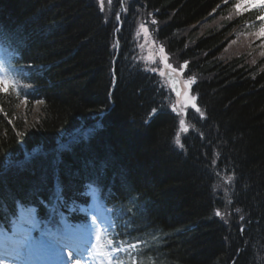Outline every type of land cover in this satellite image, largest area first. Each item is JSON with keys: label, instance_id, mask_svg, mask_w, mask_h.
<instances>
[{"label": "trees", "instance_id": "obj_1", "mask_svg": "<svg viewBox=\"0 0 264 264\" xmlns=\"http://www.w3.org/2000/svg\"><path fill=\"white\" fill-rule=\"evenodd\" d=\"M106 2L0 0V224L17 203L39 221L61 210L84 224L68 208L88 204L78 192L94 183L109 219L97 264H264V7L124 0L116 29L120 0ZM135 5L166 62L195 79L199 111L188 109L179 148L174 96L150 71L160 62L142 59ZM109 100L89 136L57 152Z\"/></svg>", "mask_w": 264, "mask_h": 264}, {"label": "snow or ice", "instance_id": "obj_2", "mask_svg": "<svg viewBox=\"0 0 264 264\" xmlns=\"http://www.w3.org/2000/svg\"><path fill=\"white\" fill-rule=\"evenodd\" d=\"M257 5L264 7V0H236L234 7L237 12H242L245 8H249V7L254 8ZM119 19H120V15L117 14V20L119 21ZM257 19L259 21H264V15L258 16ZM152 23L156 24L157 21L153 20ZM141 27L143 28L145 36H147L149 30L147 28H144L143 25ZM255 34L261 40H264V24L260 26V28ZM164 52H165V48L161 46L160 48L161 58L163 60H167V57L164 56ZM262 55H264V53H262ZM167 66L169 68L173 67L171 64H168ZM180 67L183 68L184 65L182 64ZM153 71H155V69H153ZM194 83H195V79L192 77H189L186 86H191ZM0 84L10 86V82L6 81L3 77H0ZM7 91H8L7 87L0 88V92H7ZM176 95L177 97H179L181 93L177 92ZM197 99L198 97L196 96L191 97L192 102L190 104V107L199 111L195 103ZM182 107H188V105H182ZM172 111L175 114V108H173ZM154 114H155V110L153 111V115ZM183 124H184V121L180 120V125L183 126ZM184 131H187V129H184ZM177 144H179V140H177ZM231 180H232V177L229 176L228 179L225 180V183H228ZM216 215L219 216L220 213L217 212ZM39 227H40L39 223L34 216V209L22 214L19 222L13 224L11 235L5 234L3 238L0 239V248L5 249L4 254L6 256H11V255L19 256L21 250H28L29 252H31L32 250L39 249L42 246L43 241L42 239H38L34 235V233L39 230ZM43 235L44 234L41 233V236ZM9 245L12 248L11 251L7 250ZM77 264H79L78 261H77Z\"/></svg>", "mask_w": 264, "mask_h": 264}, {"label": "rangeland", "instance_id": "obj_3", "mask_svg": "<svg viewBox=\"0 0 264 264\" xmlns=\"http://www.w3.org/2000/svg\"><path fill=\"white\" fill-rule=\"evenodd\" d=\"M99 3H102L103 1H107L106 2V6H108L109 2L108 0H98ZM119 5H122L121 10L124 6V2L122 4V2H119ZM143 9L144 7L139 6V5H135V11L133 14V17L136 19V27H137V39L140 43V45L142 46V50L145 53V59L148 62H155L157 61H162L163 59L161 58V53H160V48H161V43L157 40H155L150 32L148 31V35L145 36L143 28L141 27L143 25L144 28L148 29V23H146L149 19V17H151L150 12H137L136 13V9ZM149 30V29H148ZM164 56H166V53L164 52ZM166 68H169L167 66H162L161 69H157L155 68L154 72L160 73V74H165V70ZM151 71H153V69H150ZM183 82V81H182ZM184 87H183V92L180 96V98L177 100V102H175V105L172 106V109L175 108V113L176 114H180L182 117L185 115L186 110L190 107L191 104V95H190V86H186L187 84L184 83ZM186 84V85H185ZM182 105H188V107H182ZM180 123V122H179ZM184 129V124L183 126L179 125V129L176 133L175 139H174V144L176 147H181V136L183 133H181V130ZM184 132V131H183ZM177 140H179V144H177ZM26 212V211H24ZM64 223V222H63ZM97 224L95 225L94 223H91L90 226H88L87 228H83L80 229L78 227L75 226H69L68 224L64 225V231L66 230L68 233H71L75 236H79L81 238H83V236L86 238L87 241L92 242V239L95 238V234L97 232ZM3 236L5 235L4 232H2ZM3 236H1L3 238ZM1 238V239H2ZM37 251V249H35ZM25 253H29L28 250L24 251ZM94 253L92 252V248L90 250V254L87 257L86 262L84 263V258H79L76 260L75 264H77V261L79 262V264H92V260L94 257ZM4 256L0 254V263H4L6 264V261H4Z\"/></svg>", "mask_w": 264, "mask_h": 264}, {"label": "water", "instance_id": "obj_4", "mask_svg": "<svg viewBox=\"0 0 264 264\" xmlns=\"http://www.w3.org/2000/svg\"><path fill=\"white\" fill-rule=\"evenodd\" d=\"M166 79L168 81V85L171 89V91L176 94L177 92L180 91V82L179 78L177 76H174L171 71H168L166 74Z\"/></svg>", "mask_w": 264, "mask_h": 264}, {"label": "bare ground", "instance_id": "obj_5", "mask_svg": "<svg viewBox=\"0 0 264 264\" xmlns=\"http://www.w3.org/2000/svg\"><path fill=\"white\" fill-rule=\"evenodd\" d=\"M73 255V253L72 252H68V253H63V256H64V260H65V264H68V261H69V258L71 257ZM16 257V256H15ZM17 258V257H16ZM15 258V259H16ZM15 259H13V260H11V262L13 261V262H15ZM54 263H56L55 261H54V256H52L51 258H49V261H44L43 262V264H54Z\"/></svg>", "mask_w": 264, "mask_h": 264}]
</instances>
